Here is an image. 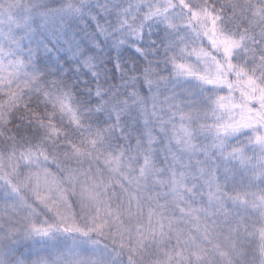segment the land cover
<instances>
[{
  "label": "snow or ice",
  "instance_id": "snow-or-ice-1",
  "mask_svg": "<svg viewBox=\"0 0 264 264\" xmlns=\"http://www.w3.org/2000/svg\"><path fill=\"white\" fill-rule=\"evenodd\" d=\"M145 7L158 9V23H141L137 31L126 20L113 25L105 15L113 9L118 14L119 5L101 0L95 4L57 0L50 5L36 0L21 13L26 19L17 25L18 31L10 26L17 47L8 55H17V59L8 63L31 69L24 72L34 86L28 91H35L46 107L53 108V117L59 105L68 113L75 112L70 122L76 129L85 128L84 121L95 116L103 115L109 120L103 129L95 131L91 123L87 125L88 134L96 137L93 143L118 139L131 145L134 139L145 164L151 161L154 165L159 155L164 165L172 169L173 177L179 172L183 193L199 199V211L214 217L217 226L232 227L233 221H239L235 226L239 231L245 216L255 213L260 223L253 225L254 231L248 233L247 225L243 228L249 237L256 239L254 257L264 264V188L251 201L248 192L241 191L246 183L249 188L252 184L258 187L264 184V122L244 125L228 122L224 117L227 106L222 103L230 88L222 75L236 67L238 51L243 53L245 64L249 61L245 37L227 34L221 23L224 7L217 8L208 0H176V3L166 0L163 5ZM252 43L259 41L253 39ZM41 51L55 62L47 65V72L52 73L47 84L44 83L47 72L39 67ZM252 51L251 60L264 77V46ZM62 56L65 58L61 59ZM4 57L0 49V81ZM222 60L227 62L228 73L224 72ZM69 61L72 71L84 73L76 85H85L87 94L97 101L85 111L79 106L73 110L74 97L56 75L59 71L60 76H67L69 69L65 65ZM117 77L119 85L103 87L102 81ZM257 105L264 108V99L257 101ZM242 128L249 133L245 143L239 139ZM250 149L253 155H249ZM229 202L231 208L227 207ZM55 230L72 232L70 228ZM76 231L87 248L73 249L69 258L63 254L54 260L38 257L35 264H107L97 253L98 242L93 240L89 244V232L93 229ZM40 232L45 237L54 235L50 229ZM115 255L118 258L120 254ZM135 255L132 250L129 264H137ZM226 256L227 264H245L247 252L241 246ZM194 259L196 264H206L204 256L195 255ZM112 264H117V259ZM188 264H192L191 258Z\"/></svg>",
  "mask_w": 264,
  "mask_h": 264
},
{
  "label": "trees",
  "instance_id": "trees-1",
  "mask_svg": "<svg viewBox=\"0 0 264 264\" xmlns=\"http://www.w3.org/2000/svg\"><path fill=\"white\" fill-rule=\"evenodd\" d=\"M34 2L36 0H0V14L10 10L15 18L8 26L0 24V49L5 53L3 79L0 81V264H35L38 257L53 260L51 253L60 252L70 241L80 243L79 248H87L77 228L93 229L89 232V244L93 240L98 242L97 250L107 253V264H112L113 259H117V264H129L128 256L132 250H135L137 264H188L190 258L192 264H196L195 255L204 256L206 264H227L226 254L241 246L247 252L245 264H259V259L254 257L257 241L243 228L247 225L248 233L254 231L253 225L260 223L255 213L249 212L245 216L239 231L235 227L239 221H233L232 227L217 226L213 223L214 217L199 211V199L183 193L179 172L173 177L172 169L164 165L159 155L154 165L151 161L145 164L142 153L136 150L134 139L131 145L118 139L93 143L96 137L89 135L86 127L91 123L94 131L103 129L110 123L103 115L85 120V128L76 129L70 122L74 111L68 113L66 108L57 105L53 117V108L46 107L43 98L35 91L29 93L28 88L34 86L24 72L31 69L9 64L8 61H15L17 55H8V52L17 47L10 26L13 31H18L17 25H22L26 19L21 13ZM39 2L54 5L57 0ZM84 2L95 4L96 0ZM101 2L119 5L118 14L115 9L105 13L113 25L118 20H126L138 31L141 23H158V9L145 6L163 5L166 0ZM172 2L176 3V0ZM208 2L215 3L217 8L224 7V21L221 23L227 34L243 35L249 49L247 64L243 62V53L237 52L236 67L231 73H228L227 62L221 61L225 65L224 72L228 73L221 78L230 84L226 99L222 101L227 106L225 120L240 125L264 122V108L257 105V101L264 99V77L251 60L252 50L264 46V0ZM168 15L172 16V12ZM253 39L259 44H253ZM24 43L27 47V41ZM50 64L55 62L41 51L39 67L47 72ZM65 66L69 69L67 76H60L59 71L56 75L63 81V88L74 97L73 110L77 106L82 111L93 107L97 101L87 94L86 86L76 85L77 79L84 76L83 71H72L70 61ZM10 73L14 75L10 76ZM51 78L52 73L47 72L44 83ZM101 83L107 89L119 85L120 81L117 77ZM139 130L137 125L136 131ZM247 135L249 133L242 128L241 143L246 142ZM253 154L250 149L249 155ZM161 168L163 172L159 171ZM39 178L46 179L53 187L45 196L40 190L43 187L35 183ZM86 188L89 193L92 189L101 195L102 201L104 199L114 208L117 223L124 231L123 240L111 232H99L93 225L89 226L90 221L99 219L94 216V210L87 208L90 204H87L85 194L81 196ZM260 188H264V184L259 187L252 184L249 188L246 183L241 191H247L251 201ZM57 191H63L67 198V211H71L69 219L53 209L50 199L55 198ZM227 207H232L230 202ZM72 218L73 224H70ZM141 225L148 232L153 230L156 240L136 238L134 234L129 237ZM64 228H70L72 232L66 234L55 230ZM42 229L54 230V235L45 237L41 235ZM47 242L49 247L43 251ZM122 244L125 247H121ZM117 252L120 254L118 258Z\"/></svg>",
  "mask_w": 264,
  "mask_h": 264
},
{
  "label": "rangeland",
  "instance_id": "rangeland-1",
  "mask_svg": "<svg viewBox=\"0 0 264 264\" xmlns=\"http://www.w3.org/2000/svg\"><path fill=\"white\" fill-rule=\"evenodd\" d=\"M14 20L15 18L13 16L12 11L8 10L7 12H4V11L1 12L0 14V24L1 25L8 26L10 25V23H13ZM35 183L43 187V189H40V190L42 191V193H44V196L46 195L47 192L50 191V189L53 188L50 185V183H48L46 179L44 178H39L37 182ZM88 190L89 188H86L85 191L81 194V196L85 194V199L88 202L87 204H90V207L87 206V208H91L92 210H94L95 212L94 216H97L99 219L98 221H95V222L90 221L89 226L93 225L94 227H96L95 230L99 232H106L107 234H110L111 232L114 236H116V238H118L119 240H123L121 237L124 235V231L120 223H117V219H116L117 214L114 208L111 205H109L108 202H106L104 199L102 201L101 195H99L98 193H95L94 191H92V189L89 193ZM50 201L56 213H60V214L63 213L68 219L71 217V211L69 213L67 211L69 205L66 204L67 198L64 195L63 191L61 192L57 191L55 194V198L50 199ZM101 202H102V205L99 206ZM113 220H116V221H113ZM72 221H73V218L69 221V223L73 224ZM84 223L85 222L82 221L83 225H85ZM97 226H100V227L97 228ZM134 231L135 232L129 235V237L133 236L134 234L136 238L144 237L147 240H151V241L156 240L154 236L155 235L154 231L150 230L148 232V230L145 229L143 225L137 227ZM79 246H80V243L70 241V244L64 247L60 252L51 253V255H53V260L61 254H63L64 258H69V255L72 252V250L75 248H79ZM48 247L49 245L47 242L42 247L43 251H45ZM86 247H88V245H86ZM97 253L98 255L102 256L105 260L108 259L106 252L104 251L100 252L97 250Z\"/></svg>",
  "mask_w": 264,
  "mask_h": 264
}]
</instances>
